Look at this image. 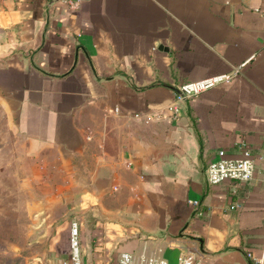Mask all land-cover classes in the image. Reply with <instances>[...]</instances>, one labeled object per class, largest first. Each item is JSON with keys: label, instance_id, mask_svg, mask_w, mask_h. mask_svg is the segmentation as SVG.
Instances as JSON below:
<instances>
[{"label": "crops", "instance_id": "1", "mask_svg": "<svg viewBox=\"0 0 264 264\" xmlns=\"http://www.w3.org/2000/svg\"><path fill=\"white\" fill-rule=\"evenodd\" d=\"M264 0H2L0 105L42 182L34 239L60 264L80 223L85 264L122 251L177 264L264 257ZM146 122L190 80L229 73ZM252 150L250 181L209 163ZM198 199L199 204L193 200ZM240 203L237 207H231ZM250 253L252 256H250ZM45 262V260H43Z\"/></svg>", "mask_w": 264, "mask_h": 264}, {"label": "rangeland", "instance_id": "2", "mask_svg": "<svg viewBox=\"0 0 264 264\" xmlns=\"http://www.w3.org/2000/svg\"><path fill=\"white\" fill-rule=\"evenodd\" d=\"M50 186L42 182L26 141L0 105V264H60L48 253L44 257L33 233L35 205Z\"/></svg>", "mask_w": 264, "mask_h": 264}, {"label": "built area", "instance_id": "3", "mask_svg": "<svg viewBox=\"0 0 264 264\" xmlns=\"http://www.w3.org/2000/svg\"><path fill=\"white\" fill-rule=\"evenodd\" d=\"M72 9L80 6L81 0H66ZM264 11V8H263ZM241 67H236L232 72L208 76L202 79L190 80L180 84L175 90L174 99L159 109L149 112L137 111L134 116L142 118L146 122L161 116L166 110H169L173 118L180 114L183 102L203 90L212 87L222 80L232 79L240 72ZM243 154L239 157H230L225 149L219 150V155L212 160L207 167V177L211 183H219L226 179L238 181H250L254 178L256 172V160L253 157L252 150L244 143L242 145ZM194 204H199V200H193ZM240 203H234L231 207H237ZM71 252L68 257L62 260V264H85L84 250L82 243V231L80 223L73 220L70 228ZM250 256L251 253H250ZM255 264H264V257H253ZM119 264H170L169 260L156 253H143L137 257L132 251H122L119 255ZM177 264H203L202 257L194 250L187 249L181 251L178 256ZM211 264H213L211 262Z\"/></svg>", "mask_w": 264, "mask_h": 264}]
</instances>
